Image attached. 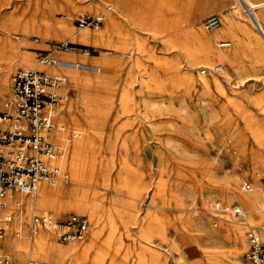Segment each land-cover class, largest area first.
Returning a JSON list of instances; mask_svg holds the SVG:
<instances>
[{"label": "rangeland", "instance_id": "rangeland-1", "mask_svg": "<svg viewBox=\"0 0 264 264\" xmlns=\"http://www.w3.org/2000/svg\"><path fill=\"white\" fill-rule=\"evenodd\" d=\"M123 1L140 11L133 23L119 13L127 21L115 28L114 42L119 40L122 50L93 40L81 44L62 32L64 24L75 32L103 31L106 16L101 28H80L75 19L85 12H104L108 3L117 7ZM250 7L246 0H0V85L4 82L1 71L9 73L7 89L0 94V110L11 99L12 75L19 68L64 71L69 78L65 88L70 97L62 104L86 91L91 107L96 113L100 111L93 121L84 116L83 102L76 106L75 119L69 114L66 120L56 115L60 122L81 132L72 141L85 142L91 137L88 143L94 147L80 154L86 166L92 164L96 171L87 172L79 187L93 199L97 189L105 204L101 207L103 219L112 215L119 230L105 245L110 229L104 225L97 240L91 236L95 221L86 209L87 202L77 203L83 211L71 207L75 202H65L62 207L58 201L29 206L23 202L21 208L11 205L7 209L13 215V228L0 237V244L7 237L30 244L33 235L22 237L17 231L26 232L31 217L42 211L58 219L72 212L88 215L91 225L82 239L62 242L54 232L51 238L61 247L93 240L95 244H88L90 249L79 255L82 258L71 253L54 259L45 253L28 252L21 263L6 244L0 253H10L14 264H27L31 259L54 264H100L99 255L102 264H155L148 256L143 260L138 256L142 251V226L147 224L154 232L159 225L163 227L166 239L161 240V247L168 249L174 241L180 248L175 256L182 264H212L215 250L235 248L232 225L242 214L226 211L224 206L243 207L230 195L249 193L242 188L244 181L251 183L250 190L264 195V59L257 60L246 45H241L232 64L227 58H215L213 47L232 48L234 38L245 36L246 26L259 35L248 18ZM257 12L264 23V7ZM210 15L218 17L214 28L206 27ZM226 25L228 28L222 31ZM217 31L219 35L214 37ZM205 34L211 35L209 43L207 38L202 40ZM67 40L91 49V55L82 54L79 47L74 49L76 62H95L99 69L83 68L74 80L71 74L75 70L40 63L43 53L54 60L64 57L67 51L58 49L57 44ZM206 44H210L207 58L200 51ZM95 55L103 56L98 59ZM91 56L95 59H89ZM216 64H223L224 71L216 70ZM217 77L218 85L213 82ZM73 148L68 146L62 162L68 177L57 183L64 182L68 191L76 186L71 181L69 163ZM25 196L35 197V193L20 195L22 199ZM65 196L59 200L66 201ZM4 212L0 207V217ZM262 224L264 218L257 215L254 222L243 225L245 239L250 227L260 229ZM212 234L219 239L214 240ZM248 248L249 241L240 253L243 264H249L245 258ZM174 259H168L167 264L176 263ZM228 261L222 257L219 263Z\"/></svg>", "mask_w": 264, "mask_h": 264}, {"label": "built area", "instance_id": "built-area-1", "mask_svg": "<svg viewBox=\"0 0 264 264\" xmlns=\"http://www.w3.org/2000/svg\"><path fill=\"white\" fill-rule=\"evenodd\" d=\"M80 28H101L105 13L85 12L75 19ZM218 17L210 15L206 27L218 25ZM80 48L82 54L91 55L87 46L71 41L58 42L57 48L71 52ZM53 62L49 53L40 56V63ZM77 65V63H76ZM216 70L223 68L216 64ZM206 69L203 68V72ZM68 75L61 70L49 71L38 68H19L12 75L11 99L0 110V207L5 212L0 217V237H4L11 221V205L21 208L20 195L35 192L41 182L56 185L68 177L62 166L68 146L81 132L62 123L57 118V105L70 97L65 87ZM67 134V135H66ZM242 188L252 189L249 181ZM226 211L242 214L240 207L224 206ZM91 221L88 215L72 212L65 219H58L50 212L35 213L27 223L26 232L18 230L20 236L31 237L40 227L52 229L62 242H75L87 233ZM264 224L261 228L250 227L247 236L249 248L245 258L249 264H264ZM0 264H14L8 252L0 253ZM27 264H54L51 261L31 259Z\"/></svg>", "mask_w": 264, "mask_h": 264}, {"label": "bare ground", "instance_id": "bare-ground-1", "mask_svg": "<svg viewBox=\"0 0 264 264\" xmlns=\"http://www.w3.org/2000/svg\"><path fill=\"white\" fill-rule=\"evenodd\" d=\"M91 1L93 2L96 0H91ZM246 2H249L250 6H251L250 7L251 15L248 16V18H249L250 22L252 23V25L257 30L259 35H255L254 32H253L254 33L253 34L251 31L252 29L250 30L249 27L246 26L245 29L243 30L245 36L242 39L233 37L235 39V45L232 48L220 50V49H217L216 47H213V55L215 58L222 59L223 61L225 60V58H227V59H229V61L232 64H234L235 63V55H236L238 48L241 45H246L253 52V55L255 56V58L257 60L264 59V23H263L262 18L259 16V14L257 12L258 9L264 7V0H259L256 2H253L251 0H246ZM113 5H114L113 3H108L106 5L107 7L105 8L106 11H104V13H105V16L107 17V19H110L111 14L116 13L117 11L119 13H121V12L124 13V11H123V9L125 8L124 1L122 2V4L118 5L117 7H114ZM117 19L118 18H114L112 20L113 22L111 21L112 25L114 27L117 26V21H118ZM132 20L134 21L135 19L133 18ZM106 22H107V26H108V24H109L108 20H106ZM46 24H47V26H49L51 24L50 20H48L46 22ZM62 27H63L62 32H64V34H69L68 37H71L74 41H77L80 43H88L94 39H96V40L97 39L98 40L106 39L107 35H108L106 29L103 31H96V32H93L90 30L75 32L67 24L62 25ZM225 28H228V25L224 26V28L221 30L223 31V30H225ZM39 32H41V35L44 33V31H42V29L39 30ZM47 32H49V30L48 31L46 30L45 33H47ZM218 35H219V31H217V33L216 32L213 33L214 37H216ZM205 38H207L208 43H209L211 35L205 34V37H203L202 40L203 39L205 40ZM227 44L228 43H224V45H227ZM220 45H223V43L220 42ZM133 47H134V45H133ZM117 48H120L122 50L124 47L121 44ZM197 50H199V49L197 48ZM200 51H201V53H204L205 58H207L210 54V44H206V46L203 47L202 49H200ZM58 52H60V51H58ZM125 54L131 56L132 53L125 52ZM73 56H75L74 51L65 52L64 57H60V58H57L55 60L53 59L52 63H53V65H58V66L60 65V66L65 67V68L67 67V68H71V70L72 69L75 70L71 74L73 76L74 80L75 79L78 80V77L80 76L79 71H82L83 68L91 66L92 68H95L96 70L99 69V65L96 64L95 62H87V61H84L83 63L76 62L73 59ZM85 59H88V58H85ZM89 59H95V58H93L91 56ZM76 63H77V65H76ZM102 65H104V64H102ZM102 65H100V66H102ZM5 71L6 70L1 71V77L4 78V82H3V84L0 85V94L4 93V91L7 89V83L9 82L7 79L8 78L7 76L9 73L7 71L6 72ZM223 71H224V68H223ZM204 82L206 83V81H204ZM213 82L217 83V85H218L220 83V80L217 77L216 80H214ZM207 83H209V82H207ZM83 92H85L84 95L82 94ZM83 92L80 91L77 98H75V100H71L69 103L62 104L63 102H65L67 100L61 101L57 105V115H59L61 118L64 119L65 115L69 114V115H71L72 118H74V116H75L74 112H75V109L77 108L76 107L77 104L83 102L84 106H86V111L84 112V116L87 119H92V121H93V119H95V114L99 115L100 111H97V113H96V110H94L92 108L93 106L90 103L91 102L90 97L87 95L85 90ZM237 96H238V94H237ZM228 112H229V110H228ZM225 113H226V111H225ZM243 118H245V120H246V117H243ZM64 120H66V119H64ZM233 124H235V123H233ZM90 138H88L87 141H85V142L84 141L79 142V141L74 140V141H71V143L69 145V148H71L72 145L74 147L73 153L71 154V156H69V163L71 164V171H72V180L71 181L74 182V184L76 185L74 188H72L71 190L68 191L66 189V184L64 182L63 183L61 182L60 184L53 185L55 187H50L46 182H41L38 189L35 192H33V193H35V197L34 196H25V197H23L22 200L28 206L31 205V203H33V202L34 203L35 202H44V203L45 202L46 203L51 202V203L55 204L58 201V203L60 204L59 206L62 207V205L65 204V202H68V203L69 202H75V205H72L71 207H76L80 211H83V208H81V205H79L77 207V203L80 202L83 204V203L87 202L86 209L88 210L92 219L95 221V227L91 230V236L95 240H97L101 235V231L103 230L102 228L104 227V225H108V227L110 229L109 232L111 234L108 235L107 238L103 241L105 243V245H107V243L111 241L112 236H114V234H116L115 232L119 231L117 229V227L114 226V224L112 222V218H110L112 215H109L108 219H106V220L103 219L101 207L105 206V204L103 203L102 200H100L101 198H99V193L97 192V189H95L93 192V196L95 198V199H93L90 197V195H91L90 193L85 191V189L83 190L82 188L79 187V185H82V178H84V176L87 174V172L96 171V168L94 166H92V164H90V167H89V165L86 166V164H88V163H85L86 162L85 159L83 160V158L81 157V154H80V151H82L83 149L88 150V149H91L92 147H94V146L91 147V145H93V144L90 143L91 145H89V143H88ZM260 140H261V138H260ZM97 171H98V169H97ZM64 180L65 179H62V181H64ZM91 183L92 182H90V184ZM232 191H231V193H232ZM28 194H30V193H28ZM65 195L68 196L69 200L68 199L66 201L59 200V199L64 198L63 196H65ZM230 196H231L230 197L231 199L232 198L235 199V201H238L239 205H241L243 207V210L241 209L242 210V216L238 220H235V218L233 219V220H235V222L233 223L232 228L234 231V238H235L234 241L236 243V247L235 248L230 247L227 250H224V249L222 250V248L215 250L213 252L212 264H215V263L221 264V263H219V260L222 257L229 259L227 264H243L241 262L240 253L248 241L245 239L244 234H243V225L245 226V224H248L250 222H254L255 217L257 215H260L264 218V195H262L258 191L254 190V189L249 190V193L247 192L243 195H241V194L239 195V194H236L234 192ZM24 199H25V201H24ZM43 212H48V211H43ZM12 228H13L12 224H10L7 232H11ZM162 228L163 227H161V225H159L156 228L157 231L154 232L153 230H151L148 227V224L145 225L144 227L142 226L143 231H141V234H140L141 235V240H140L141 242L140 243L142 246L141 247L142 251L139 253V256L142 258H140V260H143V259H145V256L146 257L148 256L155 264H167L168 259L175 258L174 260L177 262L174 264H182V260L180 258H178V256H175L176 254L177 255L180 254L179 253L180 248L178 247V245L174 241H171L169 243L168 249L161 247V245H163L161 240L166 239L165 238L166 234L163 232ZM106 229H108V228H106ZM52 232H54V231L48 227H40L39 230L37 231V233L33 234V240L30 244H24L18 240H12L10 237H7L5 239V244L9 248H11V251L12 250L14 251L15 257L21 263H23V252H22L23 249L29 253L31 252V253L36 254V255H39L41 253H45L47 255V257H51L54 259L64 258L67 254H71V253L82 258V256H79V255L83 254L85 251L90 249V248L88 249V244H90L91 246H93L95 244V240H93L92 242H89L87 244L81 243V244H77L74 246L61 247L56 242H54L53 239L51 238ZM117 233H119V232H117ZM120 234H122V233H120ZM262 235L264 236V231H263ZM212 238H214V240L219 239V237L216 234H212ZM168 242H169V240H168ZM99 256L101 258L100 264H102L104 262L103 257L101 255H99Z\"/></svg>", "mask_w": 264, "mask_h": 264}, {"label": "crops", "instance_id": "crops-1", "mask_svg": "<svg viewBox=\"0 0 264 264\" xmlns=\"http://www.w3.org/2000/svg\"><path fill=\"white\" fill-rule=\"evenodd\" d=\"M125 8L123 9L124 11V14L127 16V18H129L130 20L131 19H135L137 20V16H136V13L139 12V7H134V5L132 4V7H128V5H124ZM107 7V6H106ZM105 10V9H104ZM106 11V10H105ZM115 14V15H114ZM128 14V15H127ZM130 15V16H129ZM114 18H118L117 20V25H119L120 22H123V23H126L127 21L124 20V18L122 17V15L119 14V12L117 11L116 13H113L111 14V18L110 19H107L108 20V26H107V22H105V26H104V30L106 29L107 31V38L106 39H102V40H96L94 39L93 41L94 42H97V43H101V44H106L108 46H114V47H118L119 45H121L120 41L118 40L117 42H114L115 40V28H117V26H113L112 25V20ZM112 21V22H111ZM131 23H133V20L130 21ZM127 24V23H126ZM136 25V24H135ZM135 29V27H134ZM109 37V38H108ZM77 42V41H76ZM80 43V42H79ZM223 45L224 43H228L230 44V42H222ZM82 44V43H81ZM112 44V45H111ZM227 44V45H228ZM103 55H95L96 58H101ZM42 64V63H41ZM52 64V63H50ZM42 65H49V64H42ZM61 67V66H60ZM38 68V67H37ZM26 206V205H25ZM93 225V224H92ZM1 241V240H0ZM3 247H5V239L3 240V244H0V249H2ZM23 260L25 259V255L28 253L26 250L23 249ZM139 256V255H138ZM142 258L139 256V259ZM18 264V263H17Z\"/></svg>", "mask_w": 264, "mask_h": 264}]
</instances>
